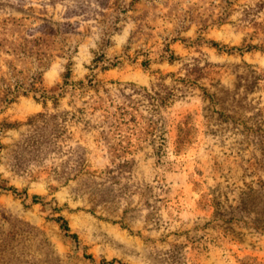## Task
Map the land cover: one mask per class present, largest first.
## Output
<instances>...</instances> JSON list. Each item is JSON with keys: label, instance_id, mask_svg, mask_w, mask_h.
I'll return each instance as SVG.
<instances>
[{"label": "rangeland", "instance_id": "rangeland-1", "mask_svg": "<svg viewBox=\"0 0 264 264\" xmlns=\"http://www.w3.org/2000/svg\"><path fill=\"white\" fill-rule=\"evenodd\" d=\"M0 264H264V0H0Z\"/></svg>", "mask_w": 264, "mask_h": 264}, {"label": "trees", "instance_id": "trees-1", "mask_svg": "<svg viewBox=\"0 0 264 264\" xmlns=\"http://www.w3.org/2000/svg\"><path fill=\"white\" fill-rule=\"evenodd\" d=\"M64 228H66V227L64 226Z\"/></svg>", "mask_w": 264, "mask_h": 264}]
</instances>
